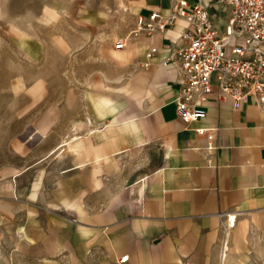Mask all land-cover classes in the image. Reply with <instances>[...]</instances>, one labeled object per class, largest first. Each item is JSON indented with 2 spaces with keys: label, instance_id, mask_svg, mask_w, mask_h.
<instances>
[{
  "label": "crops",
  "instance_id": "0c3cea01",
  "mask_svg": "<svg viewBox=\"0 0 264 264\" xmlns=\"http://www.w3.org/2000/svg\"><path fill=\"white\" fill-rule=\"evenodd\" d=\"M171 7L0 0V70L9 78L18 61L26 94L29 64L57 78L53 91L62 94L41 121L28 123L26 96L17 120L2 117L0 140L35 160L0 172V264H220L229 215L237 222L227 264L251 237L264 240V110L252 99L239 108L218 100L214 81L206 117L180 118L185 76L177 60L164 62L193 28L174 18L165 32L134 35L155 13L169 21ZM216 26L228 36L226 19ZM36 135L58 143L28 149Z\"/></svg>",
  "mask_w": 264,
  "mask_h": 264
},
{
  "label": "built area",
  "instance_id": "2783aa9c",
  "mask_svg": "<svg viewBox=\"0 0 264 264\" xmlns=\"http://www.w3.org/2000/svg\"><path fill=\"white\" fill-rule=\"evenodd\" d=\"M171 12L169 21L159 13L153 14L145 26L139 21L134 35L165 32L174 18H182L193 28L185 34L186 45L164 62L169 66L177 60L185 76L176 100L180 118L193 123L206 117L202 106L212 93L214 81L219 90L218 100L229 96L234 108H239L252 99L264 110V0H197L194 4L172 0ZM219 18L226 19L227 37L219 34ZM124 46L123 42L115 44L116 49ZM199 133L203 135L205 130ZM236 222L235 215L227 216L220 264H225L227 239ZM127 261L128 256L120 260Z\"/></svg>",
  "mask_w": 264,
  "mask_h": 264
},
{
  "label": "rangeland",
  "instance_id": "374dc122",
  "mask_svg": "<svg viewBox=\"0 0 264 264\" xmlns=\"http://www.w3.org/2000/svg\"><path fill=\"white\" fill-rule=\"evenodd\" d=\"M1 69V68H0ZM15 74L11 77H7L2 70H0V123L3 121L4 116H7L11 113L12 120L18 116L17 106L19 102H24V97L26 96L27 102V118L28 123L32 117L39 115V121H41L42 116H47L51 112L50 103L51 101H56L59 99V96L62 94L55 93L54 86L56 85L57 78H52L50 76H38L35 75L37 72H41V70H36L33 66L27 67V86L28 92L18 93L19 85H18V61L15 65ZM49 72V70H47ZM51 80L53 83L51 84ZM12 84H15L13 87ZM9 85H12L11 92L8 93ZM37 85V86H35ZM7 88L6 90H4ZM33 88V89H32ZM36 88V89H35ZM56 88V87H55ZM4 90V91H3ZM32 90V91H31ZM37 101L39 104L36 107L30 108V106H34V102ZM10 103V108L9 104ZM3 117V118H2ZM12 123V128H13ZM16 128L18 127L17 123ZM34 128V126L28 124V133ZM59 130L62 129V126L57 127ZM2 131V124H0V132ZM45 137H48L49 134H42ZM0 136H2L0 134ZM5 136V134L3 135ZM13 136V135H11ZM58 142L56 140H47L42 141L39 140V136L36 135L32 140L27 142L28 149L39 148L42 152L49 150L51 147H54ZM11 146H9V142L7 140H0V172L5 168H14L18 169V167L24 168L26 165H30L34 160V155H29L26 158L17 157L14 155L13 151V141H11ZM17 149V145H15ZM66 147H64L65 149ZM60 152V151H59ZM61 158V157H60ZM60 160V159H59ZM61 164V163H60ZM245 252L241 253L238 257H235L232 260L231 264H264V240L258 238L256 236L251 237L249 245L245 247ZM228 262V261H227ZM225 261V264H227ZM229 263V264H230Z\"/></svg>",
  "mask_w": 264,
  "mask_h": 264
}]
</instances>
